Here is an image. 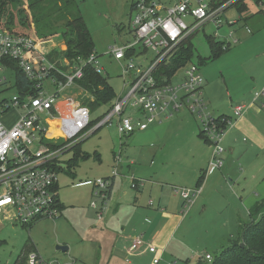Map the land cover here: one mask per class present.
<instances>
[{"label":"rangeland","instance_id":"obj_1","mask_svg":"<svg viewBox=\"0 0 264 264\" xmlns=\"http://www.w3.org/2000/svg\"><path fill=\"white\" fill-rule=\"evenodd\" d=\"M76 1L92 35L95 55L103 69V75L108 79L115 96L119 97L124 88L123 66L127 61L118 62L109 52L111 48L121 47L135 40L131 23L132 5L136 0ZM241 6L245 7L242 15L239 11ZM228 15L230 20H238L240 16L244 21L246 18L249 20L240 22L233 29L225 27L221 31V35L233 31L234 38L240 42L232 45L220 58H212L209 40L203 32L191 39L194 46L192 64L199 67L204 78V87L209 93V97L205 99L208 110L213 115L218 114L219 108H223L225 114L230 111V114L234 113L237 97L253 85V77L256 81L264 79V0H244ZM211 29L208 28L207 33L213 34ZM19 32L31 34L27 28ZM54 39L56 44L61 45L58 48L66 49L60 37ZM44 44L40 48L45 52L52 53L57 49L49 46L45 49ZM146 55L148 59H152L154 52L149 50ZM136 60V63H142V59ZM5 76L10 78L11 74L0 71V79ZM49 85L50 81L46 83L47 90L53 92L55 88ZM74 88L69 96L85 98L82 91ZM261 90L259 88V91ZM12 95L13 93H10L7 97ZM110 108L111 106L100 108L92 114V120L104 116ZM14 115L16 113L11 114L13 117ZM232 117L235 119L234 114ZM255 122L264 132V113L256 118ZM53 125L57 127V124ZM201 129L198 118L184 111L170 120L163 121L162 124L150 126L145 132H137L122 139L116 125L100 128L90 134L81 143L80 153L73 149L61 158L62 169L58 174L59 197L61 203L68 207L62 212L63 217L55 221H42L32 227L0 225V240L3 242L0 245V264H23L30 252H38L45 262L57 260L62 264H105L110 256V247L108 245L107 249L105 245L103 249H99L101 233L98 229L102 223L98 221L97 213L101 212V204L98 199L92 197V183L100 178L110 177L117 166L116 159L119 156L122 158L123 154L120 175L116 179L128 181V170L133 166L128 168L127 164L134 163L136 167L141 168L143 176L160 169L163 170L162 179L165 178L166 182H170L169 177L179 175V178H184L182 186L193 188L195 185L191 187L192 175L188 168L193 162L191 153L196 154L198 159L205 150L204 142L198 137ZM92 130L93 127L87 132ZM233 130H230L226 137L229 134L234 135ZM51 134L58 132L51 129ZM225 139V165L210 176L207 181L209 184L205 185L202 195L196 200L197 203L195 202L196 205L189 211L184 210V215L179 213L182 224L185 223L175 232L169 249L178 250V254L167 262L162 260L161 264H197L199 258L203 259L207 254L212 257L219 254L230 245V240L237 238L241 226L252 223L251 209L264 201V150L249 148L252 143L249 137L243 134L237 154L230 156ZM209 146L208 148L211 147ZM123 152L128 153L131 160L127 162ZM179 184L177 182L176 185ZM152 185L155 184L147 183L148 188ZM176 188H168V195L181 200L180 195H175ZM153 189H158L160 193L161 187L156 186ZM126 190L138 194L133 192L129 184ZM150 193L147 200L156 202L158 193ZM93 201L98 204L97 210L91 206ZM204 202L206 207L203 206ZM107 214L108 211L105 212L103 221ZM109 241L106 240L107 243ZM58 246H66L69 250L66 253L59 252L56 249ZM188 258H191L189 263ZM146 259L149 260L147 264L153 263L154 258ZM139 262L145 264L144 257ZM112 263L122 264L115 259Z\"/></svg>","mask_w":264,"mask_h":264},{"label":"built area","instance_id":"obj_2","mask_svg":"<svg viewBox=\"0 0 264 264\" xmlns=\"http://www.w3.org/2000/svg\"><path fill=\"white\" fill-rule=\"evenodd\" d=\"M243 1L136 0L132 5L131 23L135 40L111 48L109 52L116 61H127L123 66V92L90 133L87 132L93 121L90 109L66 92L84 77L87 66H93L103 75L96 55L80 60L67 73L58 72L41 50L42 43L34 37L0 30V71L11 74L10 78L0 79V225L32 227L61 218L58 191L61 158L106 126L116 125L122 139L145 132L150 126L162 124L184 111L189 112L201 122V131L213 149L205 180L221 170L226 151L224 139L250 107L236 106L235 119L212 116L203 95L204 78L199 67L192 63L178 72L170 84L158 83L156 73L182 44L201 32L206 38L224 43V49L239 44L233 31L223 35L221 31L225 27L233 29L241 22L240 18L230 20L228 14ZM208 28H212L213 34L207 33ZM132 50L133 56H127ZM149 50L154 52L152 59L147 58ZM137 58L142 59V63H136ZM14 64L33 83L37 96L18 91ZM55 73L63 76L65 82L59 81ZM48 81L49 87L55 88L53 92L47 90ZM10 93L13 95L7 97ZM262 99L264 88L254 94L253 102L261 103ZM12 113L16 115L13 117ZM52 128L59 133L52 135ZM116 161L111 177L92 183L93 196L101 206L107 205L113 179L120 174L123 159L119 156ZM131 181L132 188L136 189V179L131 177ZM174 192L184 201L183 209L189 211L202 194V187L176 188ZM91 206L97 210L98 204L93 201ZM103 215V210L98 213L100 220ZM143 247L155 255L152 264H160L162 257L158 256V249L141 237L132 241L130 250L135 252ZM203 259L211 262L213 257L207 254ZM26 264L62 263L45 262L38 252H30Z\"/></svg>","mask_w":264,"mask_h":264},{"label":"trees","instance_id":"obj_3","mask_svg":"<svg viewBox=\"0 0 264 264\" xmlns=\"http://www.w3.org/2000/svg\"><path fill=\"white\" fill-rule=\"evenodd\" d=\"M242 15L245 7L239 8ZM245 21L240 17V21ZM30 29L31 34H22L19 30ZM8 30L12 34L32 36L39 43L57 48L52 53L44 52L48 60L55 65L58 72L67 73L70 67L76 65L80 60H87L95 55V45L92 35L81 14L76 0H0V30ZM60 29H66V33L59 35ZM60 37L66 46L65 50L60 44L54 42V38ZM209 40L212 51V58L218 59L231 48L224 49V43L217 42L211 37ZM50 53V54H49ZM134 50L127 56H133ZM194 46L191 39L182 44L178 50L163 63L157 73L156 78L160 84H170L175 80L176 75L183 68L193 62ZM202 62V61H201ZM204 64V63H202ZM15 84L21 94H31L37 96L26 76L15 66ZM55 77L62 82L65 78L57 73ZM75 88L82 91L85 98H79L82 104L88 107L91 113H95L102 107L112 106L117 98L108 81L101 74H98L93 66L84 68V77L76 81ZM74 88V89H75ZM75 91V90H74ZM75 91V93L77 92ZM227 116H220L223 118ZM100 117L92 121L90 128L94 127L101 119ZM198 137L207 145H211L200 131ZM80 146H77L76 153H80ZM60 167L58 170H61ZM205 182V171L198 180L197 187H202ZM63 209V205H62ZM252 223L241 226L237 238L230 240V245L225 247L219 254L213 255L211 262L200 259L197 264H264V201L257 203L250 211ZM3 242L0 240V245ZM190 260L187 261L189 263ZM23 264H26V260Z\"/></svg>","mask_w":264,"mask_h":264},{"label":"crops","instance_id":"obj_4","mask_svg":"<svg viewBox=\"0 0 264 264\" xmlns=\"http://www.w3.org/2000/svg\"><path fill=\"white\" fill-rule=\"evenodd\" d=\"M259 88H264V79L261 81H256L255 77H253V85H251L245 92L237 97V106H248L250 109L242 118L237 119L236 126L233 130L234 132L232 131L234 135L229 136V134L225 139L228 144L227 147L229 149L228 151L230 156L235 153L237 154V147L243 134L247 135L252 143L249 148H258L260 150H264V132L258 128L255 122L256 118L262 116L264 113V100L261 103L253 102L254 94L259 91ZM70 91L71 90L67 91L66 94L69 95ZM203 95L204 98L209 97L208 89H205V87L203 88ZM225 113L226 112L223 108H219L218 114H212V116L220 117L225 115L233 118V112L232 114H230L231 111L228 114ZM208 146L209 145L204 142L205 150L203 149L204 152L199 156L198 159L195 157L196 154L190 152L194 163L192 162L189 165L188 170L192 175L191 187L195 185L193 188H188L189 186H182L184 183V178H179V175H177L178 177H169L170 182H166L164 180L165 178L162 179V177H164L162 174L163 170L160 169H155L153 174H145L143 176L141 168L136 167L137 165L134 163L127 164L128 168L133 166V168L128 170V181L124 179H113L112 187L110 188L108 194L107 205L101 206V211L103 210L104 214L106 211H108V214L105 217V221H103V218L100 220L98 217V221L102 223L101 227L98 229L99 233H101V241L98 242L100 245L99 249H103V246L105 245V248H107L108 245L110 247V256L106 259L105 264H114L112 263L113 259L122 264L123 262L126 264H134L136 260H138L136 264H142L139 261L143 259V257L145 264L149 263V260L146 259L147 257L153 260L155 256L148 253L145 247L135 252L130 250L132 241L137 237H141L149 244L154 245L159 251L158 256H161L162 260L166 262L170 259H173L175 257L174 255L178 254V250L172 249V251H169V249L171 248L175 232L178 231L179 228H181L185 223L184 222L182 224L183 221L179 216V213L183 214L184 202L182 198L181 200H176L175 196L170 197V195H168V188L171 190L172 187L178 188V186L180 188L188 189H194L197 187L199 178L201 177L202 173L206 171L208 163L212 158L213 149L210 147L211 145L209 146L210 148H208ZM123 153L125 156L124 159L126 158L127 162L131 160L129 159L130 155H128V153ZM121 167L122 164L119 168ZM210 176L206 178L202 186V193L204 187L208 186L207 184H209L207 181ZM131 177H134L137 181L136 183H138L136 189L132 188ZM107 178H109V176ZM177 182L180 184L176 185ZM147 183H154L155 185H152L150 188H148ZM128 184L130 185L133 192H138V194L128 192L126 190ZM156 186H158V188L161 187L160 193H158V189H153V187ZM150 191H152V193H158L156 202H154L152 199L147 200V195H149ZM91 194L92 197L95 198L93 196V189ZM175 195L179 196L177 194ZM150 196L151 193L149 197ZM150 201L153 202L152 205L149 204ZM208 201L209 198L207 199V203ZM60 204L62 212L66 211L68 207H66L63 203ZM203 206L206 207L205 202ZM203 212H205V208ZM61 217H63V215ZM106 240H110L109 243H107ZM176 248L178 249V247ZM188 260H191V258H188ZM150 264L152 263L150 262Z\"/></svg>","mask_w":264,"mask_h":264},{"label":"water","instance_id":"obj_5","mask_svg":"<svg viewBox=\"0 0 264 264\" xmlns=\"http://www.w3.org/2000/svg\"><path fill=\"white\" fill-rule=\"evenodd\" d=\"M64 33H66V29H60V30L58 31V34H59V35H62V34H64ZM56 249H57V251H59V252H63V253H66V252H68V250H69V248L66 247V246H58Z\"/></svg>","mask_w":264,"mask_h":264},{"label":"bare ground","instance_id":"obj_6","mask_svg":"<svg viewBox=\"0 0 264 264\" xmlns=\"http://www.w3.org/2000/svg\"><path fill=\"white\" fill-rule=\"evenodd\" d=\"M52 130H54V131H57L58 132V130H56V128H52ZM59 133V132H58Z\"/></svg>","mask_w":264,"mask_h":264}]
</instances>
